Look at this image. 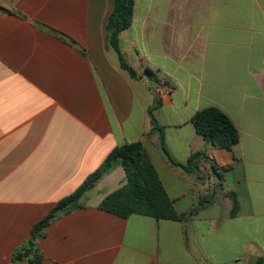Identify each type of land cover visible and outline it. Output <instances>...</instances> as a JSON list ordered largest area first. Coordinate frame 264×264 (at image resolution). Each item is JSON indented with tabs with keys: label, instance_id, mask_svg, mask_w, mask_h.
<instances>
[{
	"label": "crops",
	"instance_id": "obj_1",
	"mask_svg": "<svg viewBox=\"0 0 264 264\" xmlns=\"http://www.w3.org/2000/svg\"><path fill=\"white\" fill-rule=\"evenodd\" d=\"M113 8L0 0V264H31L14 255L34 225L115 147L138 141L175 211L195 213L179 221L100 208L127 184L119 164L50 223L41 264H264V0H135L120 43L141 79L107 48ZM152 107L169 156L187 164L205 153L200 180L150 134ZM208 107L238 129L232 151L196 132L192 118Z\"/></svg>",
	"mask_w": 264,
	"mask_h": 264
},
{
	"label": "trees",
	"instance_id": "obj_2",
	"mask_svg": "<svg viewBox=\"0 0 264 264\" xmlns=\"http://www.w3.org/2000/svg\"><path fill=\"white\" fill-rule=\"evenodd\" d=\"M134 6L135 0H114V8L107 21L106 39L107 48H112L117 53L121 68L132 78L141 79L142 75H139L128 63L120 43V33L132 24ZM146 71L150 84L157 85L161 83L152 71ZM153 108L149 109L153 124L150 134L155 132L159 134L160 145L167 153L163 127L154 117ZM192 122L196 132L206 142L217 148L232 151L239 142L238 129L230 117L218 107H208L198 111L193 116ZM204 157L205 153L196 152L190 156L187 164H180L171 156H169V159L171 163L181 166L187 173L194 174L200 180L202 176L199 164ZM119 164L126 171L127 184L108 195L100 204V208L123 218H128L132 214H139L155 219L179 221H185L195 213L196 209H192L188 214L181 215L175 211L143 142L127 143L115 147L101 166L75 192L62 198L44 219L34 225L30 240L16 251L14 263L28 259L31 264H41L43 255L39 249L38 241L45 236L50 223L64 214L81 208L80 201L86 192ZM213 169L217 172L215 165ZM26 253H28L27 258H24Z\"/></svg>",
	"mask_w": 264,
	"mask_h": 264
},
{
	"label": "rangeland",
	"instance_id": "obj_3",
	"mask_svg": "<svg viewBox=\"0 0 264 264\" xmlns=\"http://www.w3.org/2000/svg\"><path fill=\"white\" fill-rule=\"evenodd\" d=\"M146 70L151 71L149 68H147Z\"/></svg>",
	"mask_w": 264,
	"mask_h": 264
}]
</instances>
